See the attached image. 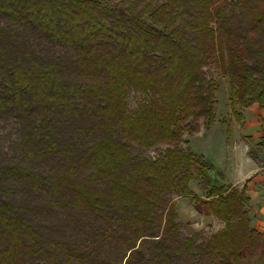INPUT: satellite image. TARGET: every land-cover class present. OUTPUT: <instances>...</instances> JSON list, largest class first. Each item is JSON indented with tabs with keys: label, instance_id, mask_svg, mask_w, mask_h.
Here are the masks:
<instances>
[{
	"label": "trees",
	"instance_id": "trees-1",
	"mask_svg": "<svg viewBox=\"0 0 264 264\" xmlns=\"http://www.w3.org/2000/svg\"><path fill=\"white\" fill-rule=\"evenodd\" d=\"M213 69L232 109L264 111V0H0V119L20 150L0 264H264L246 186L183 147L215 121ZM175 197L222 227L183 234Z\"/></svg>",
	"mask_w": 264,
	"mask_h": 264
},
{
	"label": "rangeland",
	"instance_id": "rangeland-1",
	"mask_svg": "<svg viewBox=\"0 0 264 264\" xmlns=\"http://www.w3.org/2000/svg\"><path fill=\"white\" fill-rule=\"evenodd\" d=\"M101 1L110 7H117L125 3V0ZM210 77H212L217 84L216 105L214 107L215 121L209 128H204V122L200 119L199 131L191 135L185 134L183 147L191 153L203 155L205 157L207 162L213 166L212 170L207 171V175L213 184L218 185V176L220 173L224 172L223 166L228 165V159H230V150L233 144V137L235 136L234 120L240 121V119L238 118L239 116H236L238 113L235 111V108L232 109L230 105L227 78L222 76L219 71L215 69L211 71ZM137 95L138 94L135 93L129 95V108H133L138 102L139 99ZM252 115H254V113L245 115V134L252 135L249 140L245 142L248 145L249 155L255 160L257 159L259 163H264V148L257 146V141L261 140L260 136L262 132V129H259V125L262 127L264 120L261 119L259 121L258 119L255 121V125L254 122H250ZM17 127L15 122H4V119H0V177L3 176V178L4 164L8 163L13 165L18 163V154L20 150H16L15 147V143L18 141L16 134ZM13 148H15V152ZM162 148H164V146H162ZM150 154L151 152H149V155ZM1 184L4 183L1 182ZM191 188L194 192H198L199 195L202 194L200 193L199 186L195 185V183H192ZM204 200V198H201L200 203H189L187 207L181 209L179 203L182 201L177 197L173 199V204L176 207V213L178 215V222L182 225L183 234L187 235L196 231L203 233L204 236H208L222 227V224L202 206Z\"/></svg>",
	"mask_w": 264,
	"mask_h": 264
},
{
	"label": "crops",
	"instance_id": "crops-1",
	"mask_svg": "<svg viewBox=\"0 0 264 264\" xmlns=\"http://www.w3.org/2000/svg\"><path fill=\"white\" fill-rule=\"evenodd\" d=\"M237 107H239L240 109ZM235 111L238 113L236 116H239L238 118L240 119V121L234 120L235 136L233 137V144L230 150V159H228V165L223 166L224 172L219 174L218 183L219 185H226L230 188H235L238 190L243 186H246V195L249 198L246 209L248 210L251 218V226L258 232H263L264 174L259 172V167L263 163H259L257 159L255 160L248 153V145L245 141H248L250 136L252 135L245 134V115L254 113V115H252L253 117L251 116L250 122H254V124L256 125L255 121H257L258 119L259 121L261 119L264 120V111L258 109L256 105L247 108L235 106ZM259 129H263V126L260 127L259 125ZM260 137H262V132ZM259 142L260 140L257 141V146H259ZM195 193L197 195L199 194L198 192ZM179 199L180 201H182L179 203L181 209L187 207L190 203L186 199Z\"/></svg>",
	"mask_w": 264,
	"mask_h": 264
},
{
	"label": "built area",
	"instance_id": "built-area-1",
	"mask_svg": "<svg viewBox=\"0 0 264 264\" xmlns=\"http://www.w3.org/2000/svg\"><path fill=\"white\" fill-rule=\"evenodd\" d=\"M259 172L264 174V163L259 167Z\"/></svg>",
	"mask_w": 264,
	"mask_h": 264
}]
</instances>
